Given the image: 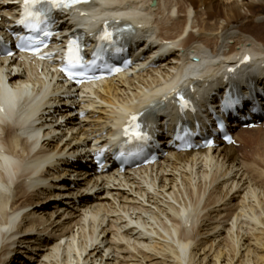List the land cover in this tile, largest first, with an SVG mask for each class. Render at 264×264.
Instances as JSON below:
<instances>
[{
  "label": "bare ground",
  "instance_id": "6f19581e",
  "mask_svg": "<svg viewBox=\"0 0 264 264\" xmlns=\"http://www.w3.org/2000/svg\"><path fill=\"white\" fill-rule=\"evenodd\" d=\"M21 2L0 0V31ZM83 12L74 15L94 31L128 21V51L150 43L159 65L71 91L56 59H0V264L23 250L15 264H264V170L245 151L171 153L121 174L91 162L124 114L172 103L164 91L174 83L211 91L241 75L264 89V0H92ZM69 15L57 28L70 30ZM259 131L236 142L264 150ZM42 202L49 214L36 210Z\"/></svg>",
  "mask_w": 264,
  "mask_h": 264
},
{
  "label": "rangeland",
  "instance_id": "374dc122",
  "mask_svg": "<svg viewBox=\"0 0 264 264\" xmlns=\"http://www.w3.org/2000/svg\"><path fill=\"white\" fill-rule=\"evenodd\" d=\"M218 19H216V21H217ZM207 21H210L209 19H207ZM260 131L259 132H256V133H261V132H263L264 131V129H259ZM260 136H262V135H260ZM242 146V147H241ZM257 144H250L248 147H245V145H239L238 146V149H241L242 151H245V153L247 154V156H248V158L249 159H252V161H259V163H260V165L258 166L259 168H261L262 170H264V150H262V147L261 148H259V151L258 152H256V150H257ZM261 149V150H260ZM263 154V155H262ZM259 159H261L262 160V163L260 162V160ZM258 163V164H259ZM68 179H72L71 177L70 178H68ZM68 182H69V180H68ZM197 182H199L198 180H195L194 182H193V185L194 186H196V184L198 185V183ZM261 185L262 186H260V187H257L260 191H262V192H264V177H263V180H262V183H261ZM39 195V194H38ZM43 197L45 196V195H42ZM53 201V200H52ZM261 201V200H260ZM263 201H264V197H263ZM33 202V201H32ZM36 203H37V200H34V202L32 203V205L30 206V208L31 209H33V208H35L36 207ZM263 204H264V202H263ZM43 202L36 208V210H39V211H41V210H44V213H46V214H49V212H51V210L50 209H47V207L45 208L44 207V209H42V207H43ZM73 206V205H72ZM260 206H261V202H260ZM73 208V207H72ZM264 208V207H263ZM75 209H77V208H75ZM74 209V210H75ZM263 211H264V209H263ZM23 252H26V251H22V253H19L18 254V257L16 256V262L17 263H20L21 261L20 260H17L19 257H26V256H28L27 254L28 253H25V254H23ZM35 258H36V256H34ZM15 262V263H16ZM14 263V264H15ZM171 264V263H170ZM174 264V263H173ZM255 264V263H254Z\"/></svg>",
  "mask_w": 264,
  "mask_h": 264
}]
</instances>
